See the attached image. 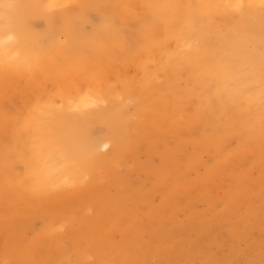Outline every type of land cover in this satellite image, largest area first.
<instances>
[{"label": "bare ground", "instance_id": "1", "mask_svg": "<svg viewBox=\"0 0 264 264\" xmlns=\"http://www.w3.org/2000/svg\"><path fill=\"white\" fill-rule=\"evenodd\" d=\"M179 137L217 155L260 144L264 174V0H0V206L53 200L54 174L80 181L140 141L156 183L194 160Z\"/></svg>", "mask_w": 264, "mask_h": 264}, {"label": "rangeland", "instance_id": "2", "mask_svg": "<svg viewBox=\"0 0 264 264\" xmlns=\"http://www.w3.org/2000/svg\"><path fill=\"white\" fill-rule=\"evenodd\" d=\"M229 142V151L217 155L208 144L196 147L179 137L176 150L195 158L179 161L156 183L141 164L147 156H153L151 167L162 159L142 141L128 150L135 156L107 160L80 181L60 184L54 174L53 200L37 193L40 201L32 195L0 206V264H247L249 258L264 264V174L252 158L260 144L243 152L234 138ZM65 161L59 153L57 168ZM115 173L134 179L116 181ZM45 201L49 210L42 213ZM8 235L26 242L28 261L5 254Z\"/></svg>", "mask_w": 264, "mask_h": 264}]
</instances>
